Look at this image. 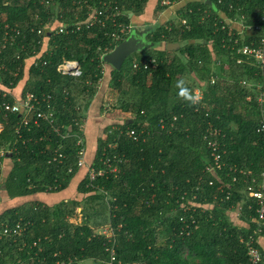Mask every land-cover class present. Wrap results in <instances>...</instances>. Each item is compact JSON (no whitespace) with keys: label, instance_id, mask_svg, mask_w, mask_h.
I'll list each match as a JSON object with an SVG mask.
<instances>
[{"label":"trees","instance_id":"obj_1","mask_svg":"<svg viewBox=\"0 0 264 264\" xmlns=\"http://www.w3.org/2000/svg\"><path fill=\"white\" fill-rule=\"evenodd\" d=\"M79 1L0 0V90L6 93L0 96V149L10 150L13 162L5 182L0 178V193L7 201L61 194L87 168L76 187L86 196L80 202L0 207V264H109L112 249L115 264H248L245 243L257 229L259 209L248 189L260 186L264 172V140L257 134L264 72L253 58L233 55L228 20L236 14L230 5H238L249 24L258 23L260 0H156L154 18L176 6L175 19L152 26L154 53L144 51L120 71L103 61L119 44L111 34L120 27L87 28L89 6L116 4L118 23L129 26L130 14L144 13L150 0ZM170 43L180 48L171 52ZM151 60L156 67L145 70L142 64ZM64 61L78 62L81 75L59 73ZM109 69L108 88L119 93L118 104L93 108L131 119L105 125L87 156L83 126ZM181 78L200 90L199 105L178 97ZM27 95L39 101L32 102L37 111L54 113L52 123L35 124L31 112L23 126L25 109L4 110ZM82 96L85 105L78 102ZM81 158L87 167L79 166ZM93 170L104 175L93 180ZM70 206V215L82 206L81 223L67 221ZM18 224L20 236H4V228ZM107 224L111 241L97 234Z\"/></svg>","mask_w":264,"mask_h":264},{"label":"built area","instance_id":"obj_2","mask_svg":"<svg viewBox=\"0 0 264 264\" xmlns=\"http://www.w3.org/2000/svg\"><path fill=\"white\" fill-rule=\"evenodd\" d=\"M219 4L223 3V0H217ZM237 4L240 3V0H236ZM81 5H86L88 3V0L79 1ZM166 5H169V3H164ZM260 13H259V22L255 24H249L248 23V16L244 12L243 6H238L234 8L233 5H230V8L232 10L236 11V14L234 15V18L229 19L228 22L231 23V29L233 30V33L231 34V40L230 42L233 43L232 52L234 56H244L247 58H253L255 60V65L258 66L262 72H264V0H260ZM103 6L100 7H92L89 6V13H88V19L83 23L87 28H91L93 26H99L102 28H106L107 25L110 23L111 26L116 27L119 26L120 30L119 32H113L111 34V37L113 40L117 43H121L124 41V35L125 32H128L132 30L133 28L131 26H124L122 23H118L119 18L122 15V11L116 4H112L109 2H103ZM81 23V25H82ZM185 24V21H183ZM78 27V30L81 28ZM61 32L63 29L60 30ZM15 33L20 34V31H16ZM118 44V45H119ZM117 45V46H118ZM238 46V48H236ZM113 51V50H112ZM111 53V52H110ZM107 55V54H106ZM242 60L238 59L237 63L241 64ZM152 67H156V61L151 60L149 63L142 64V67L145 70H148ZM134 69L139 70L141 68V65L134 64ZM58 72L61 73L63 76H74L79 77L81 75V68L76 61H64L60 66L58 67ZM213 82V81H212ZM3 91L0 90V96L4 97L5 94ZM50 97L46 99V102H48V107L50 106ZM32 102H38L39 101L33 96V95H27V98L25 101L19 102L16 100V102L12 104H5L4 110L7 112H19L21 109L26 110V117L24 118V121L22 122L23 126L28 125L30 122L27 118V115H30L31 112H36V118L34 119V123L36 124L39 120H45L52 123L53 121V112H42L37 111V107L35 108L34 105H32ZM259 103L260 106L264 107V92H262L259 96ZM2 130V126L0 125V131ZM16 132H19V129L16 130ZM257 134L264 140V110H262V116L261 120L259 122V126L257 128ZM129 135L134 136L136 135L134 131L129 132ZM214 150L216 149V145L212 146ZM6 156V150L1 148L0 149V178L2 176L3 171V164L2 160ZM219 160V155L216 157ZM79 166L81 168L87 167L86 161L84 158H81L79 161ZM104 172L101 171H92L91 172V179H95L98 176H103ZM261 184L258 188H254V185L249 186V197L254 198L257 200V203L259 205V209L257 211L258 213V226L256 231L254 232V235L250 236L248 240L246 241L245 245L247 248V257H248V264H262L263 263V252L258 247L260 246V236L264 232V172L261 175ZM255 182V180L253 181ZM241 211V207H238L236 212L239 213ZM23 227L21 224H18L16 228L10 229L9 227L4 228V236L6 237H17L20 236L23 232ZM101 235V234H100ZM102 236H105L109 241L114 239V234L112 232V235L109 236L107 234H102ZM59 264V263H57ZM65 264V263H64ZM109 264H115V252L114 249L111 251V261Z\"/></svg>","mask_w":264,"mask_h":264},{"label":"rangeland","instance_id":"obj_3","mask_svg":"<svg viewBox=\"0 0 264 264\" xmlns=\"http://www.w3.org/2000/svg\"><path fill=\"white\" fill-rule=\"evenodd\" d=\"M146 24L147 25L150 24V25L155 26V23H146ZM146 27H148V26H146ZM149 27H152V26H149ZM47 41L48 40H46V42ZM47 47L45 48V50L47 49ZM144 51H146V50H144ZM144 51L137 52L134 55H132L130 58H128V60L124 64L125 67L131 62L132 59L140 58L143 55ZM152 51L153 50H151V51L149 50L148 53H154ZM38 58H40V57H36L35 60H37ZM107 69H108V67H107ZM109 81H110V69L105 70V76H104L102 82L100 83V86L98 87V92H97L96 96L92 100L91 107L88 111L89 115L92 117L88 118L86 120L85 125L83 126L85 135H86V137L90 143L89 148H87V151H86L87 156H88V154L93 156V153H94L93 150H95V145H96L95 140L101 134V130L105 125H109V123L114 122V121H119V120L125 121V120L131 119V116L128 113H123L121 111H110L108 109V110H104L105 112H107V114L106 113L99 114V113H97L98 110L93 108V107L99 108L100 106H102L104 108L105 104L107 105V108H108V106L111 107V106L118 104L119 93L108 88ZM198 92L201 93L200 90H198ZM124 99L127 100V97L122 96V100H124ZM104 100H105V102H104ZM78 102H80V104L82 103L83 105H85V103L87 102L86 96L78 97ZM7 152H11V151L7 150L6 154H7ZM90 158H92V157H90ZM90 158H89V161H91ZM86 169L84 168L81 170L80 175H78L76 180L73 182V186H71V188H69V190L66 192V193H68L67 194L68 195V201L77 200L80 202L86 197L85 195L78 194V192L76 191V187H77L78 182H80L86 174V171H87ZM5 176H7L6 172H5V175L3 177V171H2V176H1V182L2 183L5 182V180H6ZM6 202H8L6 199V196L4 193H2L0 195L1 207L6 206L5 205ZM9 204L11 205V203H9ZM67 209H68V212H66L67 221L70 224L72 223L74 225L81 223V221L83 220L82 206H78L73 215H70L71 206L67 207ZM97 209L101 212L102 206H100V205L97 206ZM110 230L111 229H110L108 224L102 225L101 229L98 230L97 234H101V235L107 234V235L111 236L112 231L110 232ZM260 245L264 250V237L260 238ZM82 264H93V263H92V261H87V262H83Z\"/></svg>","mask_w":264,"mask_h":264},{"label":"crops","instance_id":"obj_4","mask_svg":"<svg viewBox=\"0 0 264 264\" xmlns=\"http://www.w3.org/2000/svg\"><path fill=\"white\" fill-rule=\"evenodd\" d=\"M197 1V0H194ZM155 6H156V0H150V2L147 5L146 11L140 15H135L133 13L130 14V18H131V26L133 29L132 30H138L139 34H141L142 30H151L152 27L149 26H153L150 24H146V23H155V25L157 24V22L161 23V25L166 24V22L175 19L176 17V6H171L169 7L167 10L164 11V13H162L160 16H156L157 18H154V10H155ZM182 6V5H181ZM148 26V27H146ZM149 33V32H148ZM148 33L144 34L142 39L146 44H150L149 40H148ZM170 44H174V43H170ZM177 44V43H176ZM169 45V44H168ZM167 45V48H168ZM179 45V44H178ZM180 48V45H179ZM178 48V49H179ZM177 49V50H178ZM176 50V51H177ZM107 69V68H106ZM11 156L7 155L6 159L3 161L2 160V164H3V177L5 175V172L7 174V176L9 175V173L12 170L13 167V162L10 158ZM5 176V177H7ZM5 192H1V194ZM68 193L64 192V193H59V194H55L54 196L52 195H45V194H40V195H34L31 197H27V198H20V199H15V200H8L10 201L11 205L9 204V202H6L5 205L8 206L9 209L13 208L14 206H16L18 204V206H22V205H27L33 202H41L44 203L46 205L52 206L54 204H57L61 201L64 200H68ZM18 201V202H15ZM1 207V204H0ZM231 217L234 221H236L237 219L235 218V215L233 212H231ZM264 251V250H263Z\"/></svg>","mask_w":264,"mask_h":264},{"label":"water","instance_id":"obj_5","mask_svg":"<svg viewBox=\"0 0 264 264\" xmlns=\"http://www.w3.org/2000/svg\"><path fill=\"white\" fill-rule=\"evenodd\" d=\"M149 31L142 30L139 34L138 30H133L129 38L121 42L111 53L103 57V61L106 62L113 69L120 71L125 61L137 52L144 50H152L154 45L146 44L142 37ZM179 48L178 44H169L168 50L173 52ZM10 156V154H8Z\"/></svg>","mask_w":264,"mask_h":264},{"label":"clouds","instance_id":"obj_6","mask_svg":"<svg viewBox=\"0 0 264 264\" xmlns=\"http://www.w3.org/2000/svg\"><path fill=\"white\" fill-rule=\"evenodd\" d=\"M175 87L178 89V92H177L178 97L185 103L195 107L202 102V99H203L202 94L192 89L189 86V82L187 80L183 78L179 79L176 82ZM8 154H12V153L7 152L6 155Z\"/></svg>","mask_w":264,"mask_h":264}]
</instances>
